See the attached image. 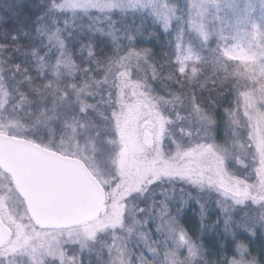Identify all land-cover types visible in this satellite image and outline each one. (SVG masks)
Instances as JSON below:
<instances>
[{
  "label": "rangeland",
  "instance_id": "374dc122",
  "mask_svg": "<svg viewBox=\"0 0 264 264\" xmlns=\"http://www.w3.org/2000/svg\"><path fill=\"white\" fill-rule=\"evenodd\" d=\"M56 8L63 11L68 32L78 26L79 14L89 9L117 12L120 17L111 20L107 32L112 38L125 35L122 41L132 40L135 30L141 33L144 23L153 21L161 33L170 34L182 70L198 60L195 41L213 39L219 53L240 63L257 82L242 107L244 122L255 135L257 175L256 179H240L230 172L224 157L218 159L215 145L189 144L182 116L172 111L165 90L160 85L155 88L143 61L130 65L125 55L114 53L106 64L100 60L92 64L91 58L83 74H73L77 62L71 50H66L67 41H49L50 33L58 30L54 25L44 30L42 47L35 49V66L55 73L56 91L52 93L62 103L35 113L33 109L22 111L19 85L2 79L0 132L34 129L33 123L41 122L36 121V113L58 107L65 112L76 107L79 111L95 109L100 113L95 126L102 129V144L97 145V136L96 145L91 138L75 140L71 133L75 124L62 116L60 141L71 148L62 146L61 150L87 163L106 189L107 200L93 221L66 229L39 228L11 177L0 168V216L12 230L10 241L0 247L1 264H182L199 249L198 239L190 237L180 228L178 217L169 213L171 204L179 207L185 188L199 186L215 196L214 208L206 214L216 234L227 220H234L235 204L243 205L249 199L255 205L264 204V0H62ZM60 68L69 75L67 86L58 77ZM194 116L199 125H208L199 113ZM146 132L151 135L150 145L144 139ZM172 180L189 185H165ZM261 213L256 220L264 224ZM154 214L158 219L152 222V231L146 226Z\"/></svg>",
  "mask_w": 264,
  "mask_h": 264
},
{
  "label": "trees",
  "instance_id": "16d2710c",
  "mask_svg": "<svg viewBox=\"0 0 264 264\" xmlns=\"http://www.w3.org/2000/svg\"><path fill=\"white\" fill-rule=\"evenodd\" d=\"M61 1L0 0V81L13 80L19 85L22 111L34 110L35 113L43 107L60 106L58 104L62 103L52 93L57 81L55 73L50 69L42 72L35 66V49L40 50L42 47L44 30L55 25L58 30L50 33L49 41H67L66 50H71L77 62L76 68L72 67L73 74H83L91 58L92 61L94 59L92 64L98 60L106 64L114 53L119 57L125 55L130 65L136 60L143 61L148 66L147 72L155 88L160 85L165 90L164 94L168 95L167 100L170 99L168 101L172 105V111L182 116L181 121L187 128L186 135H189L187 137L193 136L191 139L186 137L185 140L189 144L209 142L215 145L218 159L219 155L226 159L231 173L244 180L256 179V140L251 128L244 122L242 107L246 96L256 90L257 82L240 63L224 57L218 52L213 39L204 41L206 38L203 37V40L195 41L199 51L198 60L182 70L177 62L176 47L170 34L167 31L161 33L160 26L153 21L144 23L145 30L141 33L135 30L132 40L129 37L122 41L125 35L122 38L108 35L107 27L111 20L120 17L113 10L80 13L81 20L77 24L81 28L77 26L68 32L70 29H66L63 11L56 8ZM193 34L190 32L191 37ZM68 41L71 43L69 46ZM51 63L54 64L53 61ZM99 69H94L93 72L99 74ZM62 71L60 68L58 77L67 86L69 75L66 74V69L64 73ZM136 72L139 74L140 70ZM75 101L77 103L78 100L75 98ZM82 110L79 111L76 107L65 112L58 107L47 113H36V121L41 122L33 123L34 129L22 128L19 132L12 128L8 133L30 138L62 152V146L71 148L60 141L61 118L67 116L75 124L71 132L75 133V140L91 138L96 145L97 136V145H101L104 139L102 129L95 126L100 113L88 107ZM195 113H199L200 119H205L208 125H199L195 120ZM212 158L214 159L213 156ZM179 183L172 180L165 182V185ZM182 184L189 185L187 181L180 183ZM192 187L184 189L179 207L171 204L169 211L178 217L180 228L190 237L198 239L199 249L186 256L182 264H264V224L259 219L256 220L264 211V204L255 205L251 199L243 205L235 204L234 220H227L220 234H216L217 231L213 233L214 230L209 228L206 214L213 207L211 203L216 200L215 196L212 198L205 188ZM154 215L147 223L148 230L153 231L152 222L158 219H155L157 214ZM247 215L250 216L249 220L246 219ZM217 239L222 241L221 245ZM239 249L241 253L237 252Z\"/></svg>",
  "mask_w": 264,
  "mask_h": 264
},
{
  "label": "water",
  "instance_id": "95a60500",
  "mask_svg": "<svg viewBox=\"0 0 264 264\" xmlns=\"http://www.w3.org/2000/svg\"><path fill=\"white\" fill-rule=\"evenodd\" d=\"M144 139L151 144L149 132ZM0 168L11 177L39 228L66 229L93 221L107 200L106 189L82 158L26 137L0 132ZM11 236L0 216V247Z\"/></svg>",
  "mask_w": 264,
  "mask_h": 264
},
{
  "label": "snow or ice",
  "instance_id": "6c2138e0",
  "mask_svg": "<svg viewBox=\"0 0 264 264\" xmlns=\"http://www.w3.org/2000/svg\"><path fill=\"white\" fill-rule=\"evenodd\" d=\"M89 11H92V9H89ZM165 27H167V25Z\"/></svg>",
  "mask_w": 264,
  "mask_h": 264
}]
</instances>
